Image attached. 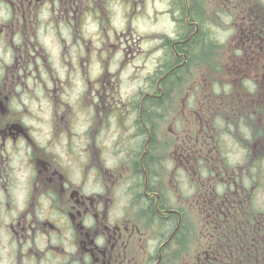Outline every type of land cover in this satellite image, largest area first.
Listing matches in <instances>:
<instances>
[{
    "label": "flooded vegetation",
    "instance_id": "obj_1",
    "mask_svg": "<svg viewBox=\"0 0 264 264\" xmlns=\"http://www.w3.org/2000/svg\"><path fill=\"white\" fill-rule=\"evenodd\" d=\"M141 1L0 0V12L3 13L0 16V141H15L18 137L13 134L19 133V138L33 144L22 131L19 123L21 114L14 107V102L24 94V115L37 114L36 131L51 149L50 152L41 150L36 153L39 157L36 168L41 182L51 189L54 196H62L66 180L61 173L83 176L90 161L94 167L89 175L109 189L103 200L106 210L111 209L117 214L126 212V216L114 226L98 222V228L93 231L83 229L69 214L77 234L74 259L87 257V264H139L141 259H144V264H159L160 257L166 253L164 248L173 239L167 241L162 238L160 218L170 212H179L162 207L160 178L163 182L164 170L161 162L165 160L166 147L171 148L168 164L172 167L171 179L174 181L172 197L179 200V191L188 185V179L195 183V176L199 180L211 181L210 173L215 166L221 168L226 176L223 183L227 189L221 202L217 203L223 209L234 205L230 191L233 186L238 188L243 163L250 162L254 174V163L264 158V13L258 12L255 20L250 21L242 0H205L204 9L210 24L212 18L221 20L223 14H229L219 6L217 13L220 11V14L215 13L213 10L217 6L214 5L220 2L219 5L225 7L230 3L229 11H236L241 21L238 27L244 25V28L239 29L240 45L234 48V57L225 60L220 83L214 84L217 92L212 91V83L205 78L202 82L195 81L192 73L193 79L188 82L181 108L178 75L173 80L170 97L168 94L165 98L166 87L163 84L178 67L191 66L190 62L187 63L188 55L179 51V42L189 40L177 38L179 18L172 11L170 4L173 0L169 1L165 13H170L174 29L161 37L160 59L146 75L144 86L127 96L122 95L119 71L125 70L126 52L128 48L132 49L125 37L133 30L128 21L135 19L133 17L140 12ZM248 2L252 3V0ZM116 5L121 7L124 17L127 16V23L113 31L101 28L107 40L112 33L115 35V43L102 41L103 45L114 46L115 51L105 50L93 40L87 43V24L83 17L112 19L109 10ZM190 15L191 11H188L185 19L195 24V31H198L199 23L192 22ZM231 24L232 28L236 27V20ZM213 28L222 27L214 24ZM252 34L254 44L249 45V35ZM170 39L175 66L173 70L160 74L159 68L164 62ZM121 49L124 57L120 59L121 69L116 72L112 65L122 55ZM219 63L222 66L223 60ZM164 104L172 109L166 114L175 113V116L164 117ZM169 118L173 120L171 136L164 138L160 125ZM231 141L239 147L241 154L235 163L229 155ZM151 142L156 145L155 157H149ZM249 146L252 153L247 150ZM147 160L155 161V178L149 177L151 164ZM58 161L63 167L54 171L60 167ZM191 161L194 162L193 169ZM198 161L203 164L201 168L197 167ZM200 171L204 175L202 179ZM122 189L123 204L128 207L120 210L116 196ZM108 196L113 199H108ZM75 203L83 207L85 201L76 199ZM87 203L90 205L92 201ZM182 203L188 206L192 216L194 203L190 200ZM143 206L146 208L142 209ZM204 210H207L205 206ZM149 220L150 223L147 222ZM42 228L55 230L54 224L47 221ZM189 229L191 232L195 226L189 224ZM10 230L17 241L26 238L28 231L22 224L12 225ZM101 234L105 237L103 247L95 242ZM207 251L206 248L205 253ZM64 253L65 250L57 246L46 258L50 264H55L63 259Z\"/></svg>",
    "mask_w": 264,
    "mask_h": 264
},
{
    "label": "clouds",
    "instance_id": "obj_2",
    "mask_svg": "<svg viewBox=\"0 0 264 264\" xmlns=\"http://www.w3.org/2000/svg\"><path fill=\"white\" fill-rule=\"evenodd\" d=\"M25 104L22 94L20 100L14 102V107L21 114L19 123L22 131L33 144L19 138V133L13 134L18 137L15 141H0V264H50L46 257L57 246L62 247L65 253L63 259L55 264H87V257L74 259L77 234L69 214L83 229L93 231L98 228V222L114 226L126 216V212L117 214L111 209L106 210L103 200L109 189L89 175L94 167L90 161L83 176L62 172L66 180L64 193L62 196L53 195L38 178L36 168L39 159L36 153L41 150L50 152L51 149L36 131L37 114L24 115ZM57 163L60 167L54 171L63 167L62 162ZM107 198L113 199L112 196ZM76 199L85 201L84 206H77ZM89 200L92 201L90 205L87 203ZM120 207L123 209L128 205L121 204ZM45 221L54 224L55 230H44L42 225ZM16 224L28 229L26 238L19 241L10 230ZM95 242L103 247L104 235H98Z\"/></svg>",
    "mask_w": 264,
    "mask_h": 264
},
{
    "label": "trees",
    "instance_id": "obj_3",
    "mask_svg": "<svg viewBox=\"0 0 264 264\" xmlns=\"http://www.w3.org/2000/svg\"><path fill=\"white\" fill-rule=\"evenodd\" d=\"M242 1L243 5L245 6L244 10L247 12L250 21L255 20V15L258 12L261 14L264 13L263 0H252V3H249V0ZM170 5L172 7L173 13H176L179 18V30L177 38L179 40H189L186 43H183L182 41L179 42L181 44L179 46V51L181 53L184 51V53L188 55L187 63L190 62L191 66L189 67L188 64H185L178 67L177 70H174L167 76V78L163 81V84L166 87L165 98L168 94V97H170L169 91L171 90L175 75H178L181 81L179 103L180 107L182 108L184 106V103H182V98L187 93V88L189 86L188 82L193 79L192 73H195V68L198 66L203 69L202 74L205 80L212 83V91L217 92L214 84L220 83L222 72L216 74L215 78L211 77V72L214 73L220 68V63L216 59L218 57L217 55L215 56V54L219 52V48L223 45L214 31L213 26L215 22H211L210 24V20L206 16V9H204L205 6L203 0H173L171 1ZM218 9L219 8L217 6V9H214L213 11L217 13ZM188 11H191V21L194 22L195 20L199 23L200 28L198 31H195V24H191L185 19ZM218 13L220 14V11ZM193 32L195 33L192 34ZM249 37V45H253V34L249 35ZM171 42L172 40L170 39V41L167 43L168 49L166 50L165 59L159 68L160 74H163L169 70H173L175 66V56L173 54V50L170 48ZM203 65L205 66L206 71L204 70ZM233 75L236 76L234 71ZM186 103H188V100L185 101V104ZM164 107V117L166 118L168 116L166 111H172V109H168L167 104ZM170 149V147H166L164 150L165 160H162L161 162L163 163L162 167L164 170L163 182L162 178H160L163 192L162 207L171 210H178L179 212H170L168 214H164L160 218V222L163 225L162 238L166 240L173 234V239L169 241L168 245L164 248L166 253L164 254L162 264H167V262L170 260H173L174 263L175 260H179L180 255L182 256L188 251V241L190 239L189 224H192V218L189 213L188 206L182 203L180 200L177 202L172 197L171 191L167 186L168 173L170 170L168 166V156ZM149 150V157H155L156 145L152 144L151 142ZM147 163L149 165L151 164V166L148 168L149 177L155 178V161L150 160V162L148 161ZM197 165L198 168H201L203 164L202 162L198 161ZM216 170L217 168L212 170V172H215ZM141 174L143 175L142 172ZM202 178H204V175L201 172L200 179ZM241 183L243 185L242 191L239 193L240 203L238 204V207H235V209H231L230 211L225 210V208L223 209L220 205L216 208L212 207L213 205H211L215 199V196L220 195L218 190L220 182L216 185H213L208 192H200V196L204 200L208 199L207 204L210 208L207 209V212L211 214L210 225L208 229H211L210 233L215 232V235L214 238H210L206 256L200 261L199 264H264V208L257 207L255 205V200L252 197L251 199L249 198L250 192L245 181H242ZM188 188H191V183L188 185ZM187 195V190L181 189V197L184 199L188 198L190 200L191 196ZM145 208L146 207L143 206L142 209ZM146 215L148 218H151L148 213ZM147 222L150 223V220Z\"/></svg>",
    "mask_w": 264,
    "mask_h": 264
},
{
    "label": "rangeland",
    "instance_id": "obj_4",
    "mask_svg": "<svg viewBox=\"0 0 264 264\" xmlns=\"http://www.w3.org/2000/svg\"><path fill=\"white\" fill-rule=\"evenodd\" d=\"M169 1L170 0L141 1L139 6L140 12L138 13L139 16L133 17L135 19H131L130 21H128L127 16L124 17L123 10L118 5L114 6V9L109 10L112 19L106 18L105 20H100V19L98 20L95 18H89L87 16L83 17L84 23L87 24L85 28L86 42L88 43L90 40H93V42L99 43V45L103 47L105 50L111 49L112 52L115 51L114 46H108L106 44L103 45L102 41L106 40L109 41L107 43H115V35L112 33L109 40H107V36L103 33L101 28L104 27L107 30L111 29V31H113L114 29H117V27L122 28L127 23V21H128V25H130L131 28L133 27L131 33L125 36L127 37L126 42H129L132 45V49L128 48V51L126 52L128 57L126 60H124L125 70H120L122 66L120 59L122 60L124 57L123 49H121L122 55L118 57V59H116L112 65L115 67L116 72L120 70L119 74L121 78V92L123 96H127L129 93L134 92L139 87L145 85L146 75L155 68L158 58L162 54L161 37L164 35V33L173 32L174 24L171 15L170 13L169 14L165 13L168 9ZM212 1L216 2L217 0H212ZM219 3L220 2H217L214 6H219V8L222 11H228L229 14H223L224 15L222 18L223 20L222 19L220 20L219 18L217 19L220 20V22L222 21L221 22L222 28L217 30L219 32L220 37L223 40V44H222L223 46L219 48V52L216 53L215 56L217 55L218 58L216 59L219 62L223 60V65L220 66V68L216 72L214 73L211 72L212 78H215L216 74L222 72V70L224 69L223 66L225 60L234 57V48L240 45L241 34L239 29H241V27L244 28V25L238 27V25H241V21L239 20L240 16L236 13V11H229L230 8L228 7V5H230V3H227L225 7L224 5L220 6ZM2 15L3 13L0 12V16ZM233 20H236L237 29L235 26L233 28L231 26ZM43 36L47 38V35L44 34ZM49 47L51 48V45H49ZM57 49L58 51H63L60 48ZM202 70L203 69H201L200 66L195 68V73H194L195 81L202 82L204 80ZM204 70L206 71L205 66H204ZM64 71L65 70H62V72ZM74 98L76 97L74 96ZM196 106H198L197 103ZM171 115L175 116V113L168 114V116ZM170 118L166 119L163 122V124L160 125L161 127L160 129L161 131H163L164 138L171 136L170 128L172 126L173 120ZM232 142L234 143V141L230 142L232 146L229 149V155L230 158H232L231 159L232 162L235 163L236 162L235 160L238 161L240 160L239 157L241 154L238 149L239 147L234 146ZM240 164H242V162H240ZM176 165L177 163L175 162V167ZM190 166L193 169L192 167L194 166L193 161H191ZM253 171L254 174L252 173V164L250 162L244 164L243 172H245V174H247L249 178H252V175L256 176L258 174L257 178L254 180V183L252 185L250 183L248 184L249 186L248 189H250V192L253 193L252 197L257 202L258 207L264 208V163H261L259 166L257 164H254ZM210 177L211 178L209 180L211 181L200 180L201 185L203 187H207V189L215 184L216 179L220 177V171L216 170L215 172H211ZM195 178H197L196 182H198L199 181L198 177L195 176ZM240 192H238V188L235 186L230 191V193L234 198L233 200L234 205L229 206L230 208L232 207L233 209L234 207H238L237 203H240L239 202ZM116 199H117L118 208L120 210H123L120 207V205L123 204L124 202L123 189L119 191V193L116 196ZM195 205H196V201H195ZM199 205L202 207L208 206V204H205L204 202H199ZM191 217L195 229H191L190 232V241H189L190 245H188L189 251L183 254L182 256L180 255L179 260H175L174 263L173 260H170L167 262V264H189V263L199 264L200 261L205 258L206 254L204 253V249L208 247L210 238H214L215 232H211V233L208 232L207 229L202 225L201 220L204 219V216L203 214L200 213L199 210H193ZM146 235L148 236V239H150L148 233ZM146 247L148 248V245ZM138 263L144 264L145 263L144 259H141L140 262Z\"/></svg>",
    "mask_w": 264,
    "mask_h": 264
}]
</instances>
